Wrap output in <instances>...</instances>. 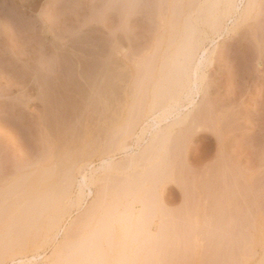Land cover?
<instances>
[{"label": "rangeland", "instance_id": "obj_1", "mask_svg": "<svg viewBox=\"0 0 264 264\" xmlns=\"http://www.w3.org/2000/svg\"><path fill=\"white\" fill-rule=\"evenodd\" d=\"M205 1L0 0V248L17 243L18 237L25 238L24 232L19 233L27 228L20 230L17 227L20 223H14L13 228L19 229L14 236L16 229H11V223L20 216L19 208L23 206L24 214L26 208L29 209L30 198L44 192L50 183L49 188L60 192L66 188L68 201L72 199L74 204L82 176L85 175L92 191L90 196L83 197L81 208L73 203L65 207L57 233H52L56 236L50 234L53 237L49 236L51 239L48 237L43 243L34 238L37 241L33 240L35 243L29 244L30 247L42 245L33 249L26 246L20 253L16 249L15 255L4 257L0 264H26L28 261L46 264L54 250H60L63 254L60 259L69 261L68 264L73 260L71 264L80 263L83 255L88 254L84 249L92 246L89 245L91 241L95 245L102 236L101 232V236L93 234L96 240L90 236L94 239L87 242V233L98 227L95 226L96 219L103 223L102 220H106L103 216L107 215L105 217L110 220L116 212L118 215L113 217L122 220L124 215L123 221L128 224L125 221L119 224L130 227L126 230L131 234L123 232L125 236L121 243L118 241V248L114 235L116 237L123 228L119 231L118 222L117 229L112 221L113 226H109L115 229L112 232L107 229L109 227L106 229L112 234L116 232L114 239L110 240L111 234L106 233L109 237L103 235L101 239L106 238L103 243L108 246L99 241L103 245H99L100 249L107 250L105 256L110 262L103 260L104 251H97L101 256L95 262L92 257L90 264H98L101 258V264H120L125 262L124 259H127L125 264H139L140 259L143 260L141 264H159L156 263L160 258L157 255L161 256V251L163 256L166 250L169 256L165 254L164 257L169 263L161 257V264H264V0H251L248 15L242 14L247 0L241 3L238 0L236 13H229L223 19L222 29L218 32L215 28L217 34L216 31L211 33L215 26L208 25L212 19L207 12H216L221 5L215 7V0ZM188 34L193 39H201L196 40V44L202 43L201 47L198 43V54L190 61L191 65L182 57L187 49L184 46L189 43ZM201 48L210 54V59L199 67L198 94L190 97L193 105L189 104L190 98L178 102L182 107L180 116L187 113V119L168 130V140L166 137L161 147H156L137 166L127 169V154L136 151L134 144L137 142L134 141L137 138L134 136L138 135L140 141H148L152 135L146 125L153 124L151 119L160 123L158 130L165 129L166 122L171 121H161V114L154 118L149 112L154 106L152 103L168 101L170 95L179 91V85L191 75L197 58L202 55ZM186 67L189 68L187 71ZM189 78L193 81L191 76ZM161 105L157 104L154 112L166 106ZM141 128L148 129L141 134ZM128 145L133 146L132 151L125 153L122 147ZM105 158L125 166L120 165L119 170L100 171V160ZM136 189H142L138 192L140 196L135 194ZM86 190L84 188L88 193ZM131 192L139 196V202ZM34 194L36 196H32ZM141 194L144 195L142 199ZM131 198L132 203L135 202L133 206ZM100 199L102 205L94 211L95 217L86 220L89 209L97 201L100 203ZM115 199H118L116 205ZM23 202L29 205L26 203L24 207ZM129 203L132 211L128 212ZM109 205H114L115 210ZM123 208L127 212L122 214ZM163 211L169 217H165ZM135 215H140L139 220ZM157 225L160 231L168 230L159 236ZM141 226L144 231H140ZM31 229H27L28 234L32 233ZM154 234L156 240L159 236V242L167 238L171 244L166 240L160 243L161 246L153 245L156 242L152 240ZM30 235H27L28 241L33 239ZM167 235L173 237L174 242ZM117 237L121 240V236ZM7 239L12 241L7 242ZM130 240L133 245L129 244ZM76 242H81L78 246L82 244L76 247H85L81 249L82 253L75 247ZM153 246L158 252L156 248L152 249ZM91 248L93 246L89 252ZM109 248L114 252L111 253ZM170 248L173 250L168 251ZM121 249L128 258L121 256L124 255ZM148 249H151L150 254L144 251ZM132 254L138 257L137 261V257L131 258ZM84 258L89 259L87 255Z\"/></svg>", "mask_w": 264, "mask_h": 264}, {"label": "bare ground", "instance_id": "obj_2", "mask_svg": "<svg viewBox=\"0 0 264 264\" xmlns=\"http://www.w3.org/2000/svg\"><path fill=\"white\" fill-rule=\"evenodd\" d=\"M205 1V0H204ZM217 1V2H216ZM243 0H239V2L241 3ZM246 1V0H245ZM251 1V0H250ZM249 0H247L246 1V7H244V9H242V10H244L243 12H242V14H245V15H248V12L250 11L249 9H251V7L250 6H252V1L250 2ZM255 1V0H254ZM205 2H207V0L205 1ZM211 2V1H210ZM237 2H238V0H215L213 3H214V5H215V7H217L218 5H221V7H217L218 8V11H214L213 13H212V11H210V10H213L210 6H213V8H214V5L212 4H210V10L208 9V11H210V12H207L208 13V17H210L212 20L210 21V23H211V25H210V23L208 22L209 20H207V22L209 23L208 25L209 26H211L212 27V25L213 26H215V27H212V31H211V33H213L214 31H216V29L218 30V32H219V30L220 29H222V28H220V27H222L221 25H222V23H224L223 22V19L225 20V17H227V15L229 16V13H232V14H234V13H236V11H237V9H238V7H239V4H237ZM194 3V2H193ZM251 4V5H250ZM190 5V4H189ZM192 5V4H191ZM190 5V6H191ZM176 6V5H175ZM216 8V9H217ZM215 9V8H214ZM215 9V10H216ZM177 10H178V8H177ZM207 10V9H206ZM204 11V10H203ZM189 14V13H188ZM203 14V13H202ZM213 14V15H212ZM171 15V14H170ZM178 15H180V14H178ZM210 15V16H209ZM211 15H212V17H211ZM245 15H244V17H245ZM231 16V15H230ZM195 17H197V16H195ZM179 18V17H178ZM209 18V19H210ZM229 18V17H228ZM227 19V18H226ZM179 20V19H178ZM198 20V19H197ZM202 20H204V19H202ZM228 20V19H227ZM229 20H230V18H229ZM172 21V20H171ZM174 22V21H173ZM173 22H172V24H173ZM178 22V21H177ZM190 22V21H189ZM175 23V22H174ZM202 23V22H201ZM205 23V22H204ZM204 23H203V25H204ZM171 24V23H170ZM171 27H172V25H171ZM176 27V26H175ZM211 27H209L210 29H211ZM216 28V29H215ZM224 29V28H223ZM189 30V29H188ZM188 30H187V32H188ZM183 32V31H182ZM185 32V31H184ZM192 32V31H191ZM196 32V31H195ZM217 31L215 32L216 34L218 33ZM221 32V31H220ZM194 33V32H193ZM199 34H200V32H198ZM184 34H186V33H184ZM191 35H193V34H191ZM211 35V34H210ZM214 35V34H213ZM219 35V34H218ZM218 35H216V36H218ZM187 36H189L188 38H189V40H188V38L187 37H185V40H186V42H187V40H188V42L189 43H185L186 45L185 46H187V47H185L184 46V44H183V46H184V48L186 49L185 50V54L184 53H182V57L184 58V62L185 63H187L188 61L187 60H189V65H191L190 63L194 60V58H195V55H196V51H197V46H198V43H199V46L202 44H200V42H198L199 41V39H193V36H191L190 37V35L188 34ZM215 36V35H214ZM198 37H199V35H198ZM197 37V38H198ZM220 37V36H219ZM218 37V38H219ZM173 38H175V37H173ZM187 38V39H186ZM191 38V39H190ZM193 39V40H192ZM184 39H183V41H185ZM196 40H198L197 42V44H196ZM201 40V39H200ZM202 41H203V39H202ZM214 41V40H213ZM212 41V42H213ZM191 42V43H190ZM192 42H194V43H192ZM172 44V43H171ZM179 44H180V42H179ZM188 44H190V45H188ZM170 46V45H169ZM178 46V45H177ZM198 46V47H199ZM172 47V46H171ZM181 47H182V45H181ZM201 47V46H200ZM202 49V48H201ZM181 50H184V49H182L181 48ZM199 51V50H198ZM199 52H202V55L201 56H199L198 58H197V64H195V67L194 68H192L193 70H192V72H191V75H188L189 77L191 76V79H193V81H190V78L187 76L186 78V81L184 80L183 82H182V84L181 85H179L180 86V89H179V87H177L178 89H179V91L177 92V91H175L174 89V91L175 92H177L176 94H174V96H173V94L172 95H170L171 96V98H169L168 97V99H166V98H164V97H162V98H164V99H166V100H168V101H164V102H162V103H159V101L156 103V101H154L153 103H152V106L154 107H152L151 109V111H150V109H149V112H151L152 113V115L154 116V118H156L158 115H160L161 116V121H168L169 119L171 120L170 122L168 121V122H166V126H165V129L163 128V130H158L159 128V125H160V123L156 120V119H151L150 120V122H152L153 124H151V123H149V124H147L146 126H148L150 129H151V132L149 131L148 133H150V136L152 135V137L148 140V141H146L145 139L144 140H142V141H140L141 139H140V137L138 136V135H136V136H134V137H136L137 139V141L135 140L134 141V143L135 142H137V144L135 143L134 144V150L136 149V151H135V153L134 154H127L128 155V157L126 158V160L127 161H125V165H126V167H127V169H129V168H132L133 166H137V164H139V162L140 161H142V160H145L150 154H152V152L154 151V150H156V147H161V145H162V143L166 140V137H167V140H168V134H167V132H168V130L170 129H172V127L174 128V127H176V125H178L180 122H184L186 119H187V113H185V114H182L184 117H182V115L180 116V112H179V110L182 108L180 105H179V101H181V100H183V99H188V98H190L193 94L194 95H197L198 94V87H197V83H196V81L198 80L197 79V77H198V75H197V73H198V71L200 70V68L199 67H201L202 66V63L203 62H207V61H209L208 59H210L209 57V55H207V52L206 51H204L203 49L201 50V51H199ZM179 53V52H178ZM178 53L176 54L175 53V55H178ZM184 54V55H183ZM198 54V53H197ZM212 54V53H211ZM185 56V57H184ZM198 56V55H197ZM209 56V57H208ZM177 57V56H176ZM179 57V56H178ZM182 59V58H181ZM187 59V60H186ZM186 60V61H185ZM191 61V62H190ZM166 62V61H165ZM176 62V61H175ZM183 62V63H184ZM173 63V62H172ZM177 63H178V61H177ZM181 63V62H180ZM184 63V64H185ZM182 64V63H181ZM194 64V63H193ZM179 65V64H178ZM177 65V66H178ZM189 65H186V66H188L189 67ZM175 66V65H174ZM173 66V67H174ZM181 66V65H180ZM188 67H186L187 69H186V71L189 69ZM176 69V68H175ZM191 69V68H190ZM170 70V69H169ZM178 70V69H177ZM183 71V70H182ZM202 71V70H201ZM173 72V71H172ZM179 72V71H178ZM185 72V71H184ZM183 72V73H184ZM190 72H188V74H189ZM176 74V73H175ZM177 75V74H176ZM197 79V80H196ZM111 82V81H110ZM178 83V82H177ZM169 84V83H168ZM169 86V85H168ZM178 86V85H177ZM175 88H176V86H174ZM169 88V87H168ZM164 92V91H163ZM162 91L160 92V93H163ZM167 94V93H166ZM161 96V95H160ZM163 99V100H164ZM191 99V98H190ZM154 100V99H153ZM160 100H162V99H160ZM192 99L191 100H189V104L191 105L192 104ZM166 102V103H165ZM157 104H165L166 106H164L161 110H159V111H155L154 112V109L157 107ZM188 104V105H189ZM161 105V106H162ZM193 105V104H192ZM156 106V107H155ZM193 106H191V108H192ZM184 108H186V107H184ZM183 108V109H184ZM139 111H140V108H139ZM182 111V110H181ZM187 111V110H186ZM159 112V113H158ZM173 112H177L176 113V115H173V116H171L172 115V113ZM191 112V111H190ZM142 113V112H141ZM188 113H189V110H188ZM158 114V115H157ZM141 115V114H140ZM189 115V114H188ZM134 116V115H133ZM136 116H137V113H136ZM138 117V116H137ZM186 117V118H185ZM153 118V117H152ZM171 118H174V119H171ZM134 119V118H133ZM131 120L132 119H130V122H131ZM128 121V120H127ZM133 121V120H132ZM160 121V120H159ZM138 122V121H137ZM147 122V121H146ZM135 124H136V122H134ZM134 123H133V125H134ZM139 123V122H138ZM124 124H125V122H124ZM144 124H146L145 122H144ZM132 125V126H133ZM125 126V125H124ZM131 126V127H132ZM128 127V126H127ZM124 129V128H123ZM128 129H131L130 127L128 128ZM148 129V128H147ZM147 129H144V128H141V134H144L143 132H145V130H147ZM132 130V129H131ZM128 131V130H127ZM123 133V132H122ZM153 133V134H152ZM130 134V133H129ZM132 134V133H131ZM147 134V133H146ZM123 138V137H122ZM164 140V141H163ZM138 142H142L141 144H139ZM149 142V143H148ZM166 142V141H165ZM164 142V143H165ZM119 144V143H118ZM142 144H143V146H142ZM138 145H140V146H138ZM160 145V146H159ZM132 145H128V146H123L122 147V150L126 153L128 150H129V152H131L132 151ZM134 152V151H133ZM128 153V152H127ZM126 156V155H125ZM155 156V155H154ZM125 158V157H124ZM101 161V165L99 166L100 168H98V170L100 169V171H106V170H108V171H110V170H119V168L123 165V163H121L120 164V162L118 163L119 165H117L116 163V165L118 166L117 168L115 167V164L113 163V161L111 160V158H105V159H102V160H100ZM122 162H124V161H122ZM143 163V162H142ZM121 165V166H120ZM125 165H123V166H125ZM141 165V164H140ZM120 166V167H119ZM122 166V167H123ZM154 166V165H153ZM125 167V168H126ZM139 167V166H138ZM164 167H165V164H164ZM124 168V167H123ZM53 170H54V168H52ZM121 169V168H120ZM152 169V168H151ZM126 170V169H125ZM159 170H161L160 168H159ZM99 171V172H100ZM151 171H153V169L151 170ZM156 171H157V169H156ZM164 171V170H163ZM43 172L45 173V171L43 170ZM53 172V171H52ZM95 172V171H94ZM158 172V171H157ZM54 173V172H53ZM156 173V172H155ZM158 174V173H157ZM46 174H44V176H45ZM141 175L143 176V174L141 173ZM150 175V174H149ZM155 175V174H154ZM153 175V176H154ZM166 175V174H165ZM171 175V174H170ZM46 176H48L49 177V175H46ZM146 176V175H145ZM144 176V177H145ZM152 176V177H153ZM156 176V175H155ZM38 178H39V175L37 176ZM143 177V178H144ZM42 178V177H41ZM63 178V177H62ZM149 177L147 176V179H148ZM156 179L158 178L159 180H161L160 178H159V176L157 177H155ZM155 178L153 179L154 181H155V183H157L156 181L157 180H155ZM163 178V177H162ZM50 179V178H49ZM66 179H68L67 177H66ZM83 179V180H82ZM82 179H81V182H79V192H78V197L76 198V201H74L76 204H74L73 203V201L71 202V200H69L70 201V203H69V201H68V193H67V189L65 188L64 190H62L63 189V187H65V186H63L62 187V189H60V190H62L61 192L60 191H57L56 189H51V188H49L50 187V184H49V186L47 187V189L44 191V192H42V191H39V192H42V193H40L39 195H37L36 193V195L34 194V195H32V196H36V197H28V200H29V198L31 199L29 202V204H30V206H27V204H28V202H26V203H22V205L24 204V207H28L29 209H27L26 208V211L24 212V214H23V206L21 207V208H19V209H21L20 211H19V214H20V212H21V214H20V216H16L15 218H14V216H9V217H13L12 219L14 220V222L13 223H11V221L12 220H10V223H11V225H12V227H11V225H10V227H11V229L13 228V224L15 223H20V224H18V225H20V226H18L17 224V227H20L19 229L21 230L23 227H25V228H27L28 229V231L31 229V230H33L32 231V233L33 232H35V233H37L36 234V236L34 237L33 235H35V233L34 234H32L31 233V231H30V233L28 234V231H27V229H23V230H21L20 231V233L19 234H23V232H24V236H25V238L24 239H22L21 240V238L20 237H18L17 239L20 241L21 240V242L19 243L18 242V240H17V243H13V245H12V243H11V245L10 246H8V248H0L1 250H0V260L1 259H4V257H6V256H12V255H15L14 253L16 252V251H18V253H20L22 250H24V249H22V248H24V247H26V246H28L27 248H31L30 246H29V244L31 245H33V242L34 241H37L38 240V242H41V243H43V241L44 240H47V238L50 236L51 237V235L50 234H52L53 232H56V229H57V227H58V225H60L59 223L61 222V219H62V214L64 213V211L66 210V208L65 207H68V205L69 206H72V203L74 204V206H77V208L79 209V208H81L82 207V205H83V203L82 202H84V196L85 197H87V196H90L91 195V193H92V191H91V189L89 188V186L87 185V178L85 177V175H84V177L82 176ZM27 180H28V178H27ZM35 180V179H34ZM44 180V179H43ZM46 180V179H45ZM44 180V181H45ZM47 180H48V178H47ZM63 181H68V180H70V179H68V180H65V179H62ZM152 180V181H153ZM60 181V180H59ZM134 181H137L136 179L134 180ZM139 181V180H138ZM137 181V182H138ZM140 181H141V179H140ZM143 181V180H142ZM149 182V181H148ZM68 183V182H67ZM67 183H65L66 184V186L67 185H69V184H67ZM124 183V182H123ZM150 183V182H149ZM159 183H160V181H159ZM133 184V183H132ZM152 184V183H151ZM52 185V184H51ZM123 185V184H122ZM136 185V184H135ZM143 186H144V183L142 184ZM141 185V186H142ZM31 186V185H30ZM70 186V185H69ZM69 186H67L68 188H69ZM134 186V185H133ZM143 186L141 187V188H143ZM153 186H154V184H153ZM159 186V185H158ZM42 187V186H41ZM41 187H40V189H41ZM57 187V189H58V186H56ZM71 187V186H70ZM122 187V186H121ZM131 187V186H130ZM28 188H30V187H28ZM84 188H86L87 190H88V193H85V191H84ZM125 188V187H124ZM132 188H136V187H132ZM144 188H146V187H144ZM154 187H152V189H153ZM156 188V187H155ZM120 189V188H119ZM43 190V189H42ZM86 190V191H87ZM126 190H127V188H126ZM131 190H133V189H131ZM137 190V189H136ZM141 190L142 189H140V191H136L137 193H135L136 195L138 194V192H141ZM155 190V189H154ZM103 191H104V189H103ZM127 191H129V190H127ZM156 191V190H155ZM154 191V192H155ZM29 192V191H28ZM32 192V191H31ZM126 192V191H125ZM143 192H145L144 190H143ZM157 192V191H156ZM30 193V192H29ZM103 193H105V192H103ZM118 193H120L119 191H118ZM128 193V192H127ZM126 193V194H127ZM132 193V192H131ZM153 193V192H152ZM25 194V193H24ZM33 194V193H32ZM109 194V193H108ZM120 194H122V193H120ZM133 194V193H132ZM103 195V194H102ZM123 195H124V193H123ZM128 196H129V194H127ZM139 195V194H138ZM106 196V195H105ZM113 196H115V195H113ZM112 196V197H113ZM132 196H135L134 194L132 195ZM140 196V195H139ZM138 196V197H139ZM144 196V195H143ZM142 194H141V199H142ZM145 196H147V194L145 195ZM82 197V198H81ZM101 197V196H100ZM130 197V196H129ZM128 197V198H129ZM138 197H136L135 196V198H136V200L138 199ZM27 198V197H26ZM33 198V199H32ZM104 198V197H103ZM116 198V197H115ZM127 198V197H126ZM126 198H124V200H126ZM134 198V197H133ZM145 198V197H144ZM99 199V198H98ZM102 199V198H101ZM101 199L99 200L100 201V203H98V201H97V203H96V207L95 206H92V208L91 209H89V211H88V213L86 214L87 215V217L85 218L86 220L87 219H89V218H91L92 216L93 217H95V215H94V211H97V207L100 205H102L101 204ZM132 199V198H131ZM130 199V200H131ZM110 200H111V198H110ZM110 200H109V202H108V204L110 203ZM118 201V199H115V202H114V205H116V202ZM136 200H134V201H136ZM148 200V199H147ZM26 201V200H25ZM105 201V200H104ZM132 201H133V199L131 200V202L130 203H132ZM140 200L138 199V202H139ZM145 201V200H144ZM127 201H125L124 203H126ZM141 202H142V200H141ZM140 202V203H141ZM147 202V201H146ZM127 204V207H128V205H130L129 206V210H128V212L131 210L132 211V207H131V204ZM135 202H133L132 203V206H133V204H134ZM152 203V202H151ZM150 203V204H151ZM26 204V205H25ZM28 204V205H29ZM71 204V205H70ZM104 204V203H103ZM113 204V203H112ZM92 205H94V204H92ZM107 205V204H106ZM114 205H109V206H112V208L114 207ZM117 205H119V202H118V204ZM121 205V204H120ZM141 205V204H140ZM154 205V204H153ZM104 206V205H103ZM149 206V205H148ZM147 206V207H148ZM152 206V205H151ZM105 207H107V206H105ZM124 207L126 208V205H124ZM142 207H143V205H142ZM17 209H18V207H16ZM23 208V209H22ZM107 208H110V210H111V207H107ZM106 208V209H107ZM131 208V209H130ZM151 208L152 207H150V211H151ZM124 209V208H123ZM128 209V208H127ZM141 209V208H140ZM143 209H144V207H143ZM149 209V208H148ZM154 209V208H153ZM87 210H88V208H87ZM101 210V209H100ZM109 209H107L106 211H108ZM109 210V211H110ZM113 210V209H112ZM114 210H115V207H114ZM162 210V209H161ZM108 211V212H109ZM125 211V209L121 212L122 214H123V212ZM148 211V210H147ZM149 211V212H150ZM160 211V210H159ZM125 212H127V211H125ZM134 212V211H133ZM131 213V215L133 214L134 215V213ZM154 212V211H153ZM164 212V211H163ZM17 213H18V211H17ZM85 213H86V211H85ZM117 213V212H116ZM116 213H114V214H112L113 216H115V215H118V213L116 214ZM120 213V212H119ZM120 213V214H121ZM139 213H140V211H139ZM9 214V213H8ZM12 214V213H11ZM107 214V213H106ZM129 214V213H128ZM146 214V213H145ZM152 214V213H151ZM159 214H160V212H159ZM164 214H166L165 215V217L166 216H168L167 215V212L165 211L164 212ZM164 214L162 213V214H160L161 216H164ZM99 215H100V213H99ZM103 215V214H102ZM101 215V216H102ZM130 215V214H129ZM91 216V217H90ZM105 216H107V215H105ZM105 216H103V217H101V220H102V218L103 219H106L105 221L104 220H102V222L103 223H105L104 225H102L103 223H101L99 220H97L96 219V225L95 226H98V227H96V228H92L91 230H90V232L93 230V232H89V233H87L88 235H89V237H88V241L87 240H85L84 241V244H85V242L87 241V242H89V239L91 240V239H94L95 238V240H96V237L95 236H97L98 234L100 235V232H101V234H102V236H101V238L102 237H104L103 235H105V237H109V236H106L107 234L106 233H108V235H110L111 234V236H112V238H110V240H112V239H114V238H116V240L119 238V237H117L118 235L119 236H121V240H115V245L117 246L118 244H119V242L121 243V241H122V238L125 236V234L126 235H128V234H131V231L130 232H128L130 229V227H128L126 224L124 225L125 226V228H124V226H120V224L122 223H124V221L128 224V221H126V220H124L123 221V218H124V215H122V220H121V218H115V217H110L111 219L109 220L108 218H106ZM111 216V215H110ZM137 218H136V220H139V216L140 215H135ZM150 216V215H149ZM8 217V218H9ZM117 217H119V216H117ZM141 217H142V215H141ZM146 217V216H145ZM155 217V216H154ZM169 217V216H168ZM98 218V217H97ZM115 218V219H114ZM144 217H142V219H143ZM148 218V217H147ZM163 218V217H162ZM16 219V220H15ZM100 219V218H99ZM145 219V218H144ZM160 219H161V217H160ZM164 219V218H163ZM18 220V221H17ZM93 220V219H92ZM117 220H120V221H117ZM130 220V219H129ZM166 220V219H165ZM169 220V219H168ZM168 220H166V222L168 221ZM170 220H171V218H170ZM79 221H81V220H79ZM89 221H90V219H89ZM110 221V222H109ZM113 221V223H114V226H115V228H117L118 226H116V223L118 222V224H119V231H120V229L121 228H123L120 232H119V234L115 237V233L116 232H114V234H112V233H110V232H112V229H115L114 227L112 228V224L113 223H111ZM172 221V220H171ZM170 221V222H171ZM85 222V221H84ZM98 222H100V223H98ZM108 223V226L106 225L107 223ZM130 222V221H129ZM136 222V221H135ZM139 222H141V221H139ZM145 222H147V221H145ZM161 222H162V220H161ZM169 222V221H168ZM81 223V222H80ZM86 223H87V221H86ZM91 223V222H90ZM110 223V224H109ZM143 223V222H142ZM165 223V222H164ZM9 224V220H8V223H7V225ZM99 224V225H98ZM150 224V223H149ZM160 224V223H159ZM171 225H172V223H170ZM22 225H24V226H22ZM26 225V226H25ZM75 225V224H74ZM74 225H72V226H74ZM83 225V224H82ZM86 225V224H85ZM84 225V226H85ZM109 225H112V226H109ZM136 224H134V229H135V227H136V229H137V226H135ZM138 225H139V223H138ZM143 225H145L146 226V224L144 223ZM142 225V226H143ZM167 225V224H166ZM171 225H170V228H171ZM72 226H71V228H72ZM142 226L140 227V231H141V229L143 230V228H142ZM162 226H164V224L162 223ZM161 226V228H163ZM22 227V228H21ZM81 227V226H80ZM79 227V228H80ZM99 227H104L105 229H99ZM107 227H109V228H107ZM127 227V228H126ZM157 227H158V229H159V225H157ZM165 227V226H164ZM169 227V226H168ZM5 228V227H4ZM30 228V229H29ZM59 228V227H58ZM79 228H78V230H79ZM81 228H83V227H81ZM85 228V227H84ZM110 231V232H108V230ZM117 228V229H118ZM173 228V227H172ZM17 231H16V230ZM19 229H17L16 228V226H14V228L12 229L13 231L15 230V232H14V236H16V232H18L19 231ZM128 231H127V230ZM148 229V228H147ZM167 230H168V228H166ZM165 229V230H166ZM6 230V229H5ZM58 230V229H57ZM81 230V229H80ZM149 230V229H148ZM162 230V229H161ZM165 230H162V231H160V229H159V236H161L162 235V232L163 231H165ZM171 230V229H170ZM12 231V232H13ZM37 231V232H36ZM76 231V230H75ZM103 231V232H102ZM107 231V232H106ZM125 231V232H124ZM139 231V230H138ZM137 231V232H138ZM144 231V230H143ZM146 232H147V230H145ZM22 232V233H21ZM26 232V233H25ZM125 234H124V233ZM128 234H127V233ZM134 232H136V231H134ZM145 232V233H146ZM151 232V231H150ZM149 232V233H150ZM172 232V231H171ZM5 233H8V232H5ZM57 233V232H56ZM55 233V234H56ZM77 233V232H76ZM105 233V234H104ZM123 235H122V234ZM133 233V232H132ZM139 233H142V232H139ZM164 233V232H163ZM166 233V232H165ZM1 234H3L2 232H1ZM30 234H32V235H30ZM93 234H95V236H92ZM121 234V235H120ZM135 234V233H134ZM156 234V233H155ZM155 234H154V237L152 238V240H156V238H155ZM167 234V233H166ZM27 235H30L29 236V238L31 239V238H33V239H31L30 241H32V243L30 242V241H28L29 239L27 238ZM53 235V234H52ZM57 235V234H56ZM56 235H53V236H56ZM74 235H75V232H74ZM98 235V236H99ZM113 235H114V238H113ZM136 235H137V233H136ZM164 235V234H163ZM13 236V238H15ZM52 236V237H53ZM94 237V238H91V237ZM110 236V237H111ZM130 237H131V235H129ZM128 236V237H129ZM142 236V235H141ZM144 236V235H143ZM147 236H150V234L149 235H147ZM159 236L157 237V240L159 239ZM164 236H166V235H164ZM170 236H171V234H170ZM0 237H1V235H0ZM3 237V236H2ZM5 237V236H4ZM22 237V236H21ZM37 237V238H36ZM49 237V238H50ZM51 237V238H52ZM136 237V236H135ZM140 237V236H139ZM139 237H137V238H139ZM151 237H152V233H151ZM150 237V238H151ZM167 237L168 238H170L168 235H167ZM26 238H27V241L28 242H26ZM34 238H36V239H34ZM50 238V239H51ZM98 238V237H97ZM100 238V240H98L97 239V243L95 242V245H94V242H90L89 243V245H91L92 244V246H93V248H91L90 249V252H91V254H90V252H89V248L90 247H92V246H88L87 247V249L85 248V247H80V248H78L79 246H82V244H80L79 246H78V244L79 243H81V242H76V244L74 243V245H75V247H76V245L78 246V247H76V248H78V249H80V251L79 252H81L82 253V251H81V249L82 248H85L84 250V252H88V254L87 253H85L84 255L83 254H81V255H83V259H82V261L80 260V263L78 262L77 264H85L86 263V261L88 262V264H90V263H93L92 262V260H93V258L95 259L94 260V262L96 261V260H98L97 259V257L100 255V253L102 252V251H104V253H102V258H103V260H105L106 259V261H108V262H110L109 260H110V258H106L107 256H105V255H107L105 252L107 251L105 248V250H103V248H102V250L100 249V247H99V245H100V243H103V242H105L104 240L106 239V238H103V240ZM133 238V237H132ZM132 238H131V240H132ZM136 238V239H137ZM12 239V238H11ZM10 239V240H11ZM39 239L41 240V241H39ZM143 238H141V240H142ZM145 239V238H144ZM160 239H161V237H160ZM170 239H173V242H174V238L173 237H171ZM3 240V239H2ZM9 240V241H10ZM14 240V239H13ZM16 240V239H15ZM34 240V241H33ZM82 240H84L83 238H82ZM101 240H102V242H101ZM129 241L130 243L129 244H132L133 245V242L132 241ZM156 240V242L154 241V243H153V245L155 244V245H162V244H160V243H162V241H166L167 240V238H165V240H163V238H162V240H160V242H159V240L157 241ZM8 241V239H7V242H9ZM12 241V240H11ZM22 241H24V242H22ZM99 241H100V243H99ZM119 241V242H118ZM133 241H134V239H133ZM139 241H140V239H139ZM144 241V240H143ZM142 241V242H143ZM170 244H171V242L169 241V240H167ZM1 243H2V241H0ZM3 242H4V240H3ZM7 242H5V244L7 243ZM15 242V241H14ZM26 242V243H25ZM44 242H46V241H44ZM66 242V241H65ZM69 244H70V242H69V240L67 241ZM110 242V241H109ZM132 242V243H131ZM150 242V241H149ZM159 242V243H158ZM35 243V242H34ZM123 243V242H122ZM126 243V242H125ZM134 243H135V241H134ZM141 243V242H140ZM147 243H148V241H147ZM151 243V242H150ZM169 243H167V245H169ZM9 244V243H8ZM64 244V243H63ZM67 245V246H70V248H73V246H71V245ZM97 244H98V247H97V249L95 248L96 246H97ZM103 244H107V243H103ZM165 244V243H164ZM3 245V244H2ZM7 245V244H6ZM6 245H4V246H6ZM35 246H33V247H39V246H41V245H39V243H38V246H36L37 244H34ZM65 245V244H64ZM110 245H112V243L110 244ZM114 245V247L113 248H115L116 246ZM144 245V244H143ZM146 245V244H145ZM149 245V244H148ZM151 246H152V244H150ZM166 245V247L168 248V246ZM61 246V245H60ZM63 246V245H62ZM100 246H103V245H100ZM106 246H108V244L106 245ZM120 246V245H119ZM129 246H131V245H129ZM7 247V246H6ZM33 247H32V249H33ZM112 247V246H111ZM110 247V248H111ZM118 247V246H117ZM121 247V246H120ZM123 248H124V246H122ZM135 247H138V245L137 246H135ZM134 247V248H135ZM140 247V246H139ZM163 247H164V245H163ZM162 247V248H163ZM35 248V249H36ZM61 248V247H60ZM62 248H64V246L62 247ZM109 248V251L111 252V249ZM119 248V247H118ZM156 248V250L155 251H157L158 252V248L157 247H154L153 246V248L152 249H155ZM159 248H161V247H159ZM16 249H18V250H16ZM21 249V250H20ZM26 249V248H25ZM67 249H69V247H67ZM96 249V251H94L93 252V250H95ZM100 249V250H99ZM129 249V248H128ZM141 249H143V246L141 247ZM16 250V251H15ZM28 250V249H27ZM64 250V249H63ZM73 250V249H72ZM87 250V251H86ZM115 250H117V248H115ZM136 250V249H135ZM150 250L151 249H148V250H144V251H149V254L151 253L150 252ZM163 251H164V248L162 249ZM172 250H173V248H172ZM171 250V248H170V250L168 249V251H172ZM189 250V249H188ZM20 251V252H19ZM60 250H54L53 252V254H51V256H50V261L49 262H47L46 264H60V263H63L65 260L64 259H60L61 257L60 256H62L61 255V251L59 252ZM78 251V250H77ZM97 251L99 252V251H101L100 253H97ZM121 251H122V253L123 252H125L124 250H122L121 249ZM139 251V250H138ZM143 251V252H144ZM154 251V252H155ZM163 251H162V253H163ZM109 252V253H110ZM112 252H114V251H112ZM111 252V253H112ZM117 252H118V250H117ZM128 252V251H127ZM133 252V251H132ZM137 252V251H136ZM142 252V251H141ZM166 252H167V250H166ZM164 253V255L165 254H167V253ZM73 253H74V251H73ZM93 253H96V254H93ZM139 253H140V251H139ZM147 253V252H146ZM159 253H160V255L161 256H159V255H157L158 256V258H159V262L158 261H156V263H159V264H161V262H163V260L166 262V260L165 259H167V261H168V258H166V257H164V255L162 256V254H161V251H159ZM70 254H72V252H70ZM90 254V255H89ZM124 255H122L121 254V256H124L125 258H128V257H126V254L125 253H123ZM155 254H157V253H155ZM169 254V253H168ZM166 255V256H169V255ZM17 255V254H16ZM66 255V254H65ZM67 255H68V253H67ZM73 255V254H72ZM75 256H77V253L76 254H74ZM73 255V256H74ZM86 255H87V258H89L88 260H86L85 258H84V256L86 257ZM95 255V256H94ZM97 255V256H96ZM127 255H130V253L128 252V254ZM136 255V254H135ZM138 255V254H137ZM144 255V254H143ZM143 255H142V258H144L143 257ZM151 255H153V254H151ZM172 255V254H171ZM170 255V256H171ZM69 256V255H68ZM74 256V257H75ZM90 256V257H89ZM101 256V255H100ZM109 256V255H108ZM118 254L116 255V257L118 258ZM148 256V255H147ZM65 257H67V256H65ZM74 257L73 258H71V259H74ZM80 257V256H79ZM93 257V258H92ZM134 257V254H132V257L131 258H133ZM135 257H137V256H135ZM134 257V258H135ZM161 257L162 258H164L161 262H160V259H161ZM63 258V257H62ZM101 258V257H100ZM102 258L100 259V261L98 262V264L100 263V262H102L101 260H102ZM122 258V257H121ZM148 257H146V259H147ZM149 258H150V256H149ZM154 258H155V256H154ZM157 257L155 258V260H157L158 259ZM171 258V257H170ZM65 259H67V258H65ZM69 259V258H68ZM70 259V260H71ZM112 259H113V257H111V261H112ZM124 259V258H123ZM61 260H63V261H61ZM89 260H90V263H89ZM118 260H120L121 261V259L119 258ZM125 260V262L124 261H121L122 263H127L126 262V260L127 259H124ZM138 260V257L136 258V261ZM141 260L142 259H140V261H139V264H141L142 262H141ZM148 260V259H147ZM171 260V259H170ZM173 260V259H172ZM74 261V260H73ZM72 261V262H73ZM132 261H134V260H132ZM143 261V260H142ZM150 261H152V260H150ZM174 261V260H173ZM66 262V261H65ZM64 262V264H68V262H66L65 263ZM71 262V263H72ZM84 262V263H83ZM141 262V263H140ZM146 262V261H145ZM28 263L30 264V261H28ZM28 263H26V264H28ZM70 263V264H71ZM106 263V262H105ZM114 263H115V259H114ZM119 263V262H118ZM122 263H120V264H122ZM136 263V262H135ZM134 263V264H135ZM148 263H149V261H148ZM168 263H169V261H168ZM19 264V263H18ZM20 264H24V263H22V262H20ZM94 264H96V263H94ZM101 264V263H100ZM102 264H104V263H102ZM110 264H112V263H110ZM150 264H153L152 262L150 263ZM155 264V263H154ZM171 264V263H170Z\"/></svg>", "mask_w": 264, "mask_h": 264}]
</instances>
